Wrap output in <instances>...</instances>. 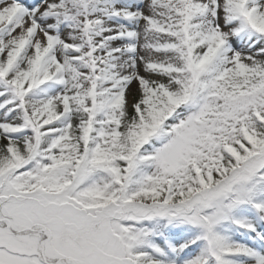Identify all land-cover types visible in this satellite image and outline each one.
<instances>
[{
	"label": "snow or ice",
	"instance_id": "obj_1",
	"mask_svg": "<svg viewBox=\"0 0 264 264\" xmlns=\"http://www.w3.org/2000/svg\"><path fill=\"white\" fill-rule=\"evenodd\" d=\"M0 264H264V0H0Z\"/></svg>",
	"mask_w": 264,
	"mask_h": 264
}]
</instances>
